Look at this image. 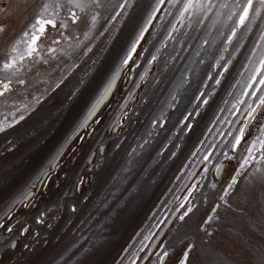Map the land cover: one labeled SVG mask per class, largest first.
<instances>
[{"label":"rangeland","instance_id":"374dc122","mask_svg":"<svg viewBox=\"0 0 264 264\" xmlns=\"http://www.w3.org/2000/svg\"><path fill=\"white\" fill-rule=\"evenodd\" d=\"M184 2L173 7L167 0L161 8L158 0H100L97 7L86 0L81 11L67 0H0V81L12 83L0 97V223L34 191L57 151L68 147L140 30L148 29L139 58L114 90L113 103L98 114L108 119L105 129L93 135L61 188L29 215L33 236L23 229H0V264H159L153 250L160 242L180 258L187 245H194L193 264H264V221L258 212L264 150L254 149L253 159L241 168L255 138L232 149L249 105L258 104L244 93H251L246 85L253 63L264 55V7L253 0L249 21L222 51L240 14L228 19L236 0H211L210 10H193L181 22ZM46 3V18L69 19L74 11L78 28L70 29L53 53H35L25 62L24 34L31 33ZM173 25L178 31L172 32ZM205 39L209 43L197 56ZM13 60L6 70L4 64ZM141 83L120 132L105 137ZM190 112L195 118L186 128L183 118ZM225 161L240 172L224 197L231 208L220 199L230 181L215 178ZM84 174L91 181L80 194ZM193 180L200 187L183 201ZM188 207L192 212L179 219ZM237 208L248 215H238ZM208 216L213 220L205 223ZM249 216L256 221L252 227Z\"/></svg>","mask_w":264,"mask_h":264},{"label":"bare ground","instance_id":"6f19581e","mask_svg":"<svg viewBox=\"0 0 264 264\" xmlns=\"http://www.w3.org/2000/svg\"><path fill=\"white\" fill-rule=\"evenodd\" d=\"M166 2H167V0H165V3ZM165 3L162 6L161 5H159V6H161V8H162L165 5ZM47 17H49V16H47ZM50 18L54 19V21L58 27L57 28H51L50 26H47V31L38 41L39 47L41 49H43L42 51L38 52L40 54L45 50H47L46 53H49L50 49H54L56 46H61L65 42L64 38L69 37V35L67 33L70 31V29L78 28V21L76 23H72L71 19H63L61 17H57L56 15H55V17H50ZM56 33L60 34L61 36L57 37ZM61 33H63V35ZM146 34H145V36H146ZM145 36H144V38H145ZM48 38H51L52 41H50V42H52V43H49V44L45 43V41ZM54 41H58V43H54ZM143 42H144V39L140 41V44L137 47V53H139V50H140L141 46L143 45ZM57 49H59V48L57 47ZM34 54L35 53H33V55ZM33 55L31 57H28V56L24 57V61L29 62L30 59L33 57ZM135 58H136V55L134 54L133 59L135 60ZM13 59H15V58H13ZM12 63L14 65L15 61L13 60ZM130 65L132 68L134 64H132L130 62ZM130 72L131 71H129L128 67H124L122 70L116 71V73H115L116 78L111 79L109 81V82H111V88L109 89L108 94L106 96H104L101 103L96 106V109L93 111V114L88 117L87 126L85 128H79V131L76 132L75 136L72 138L71 143L68 145V147H66V149H64V151H62L63 155L56 157V163L58 166L55 168H52L50 166V168L47 170L49 172V176L47 178L42 176L40 178V180L38 181L37 186L34 189V191L27 193V195H25L20 201H18V203L12 209V212L9 214V216L0 223V229L5 228L6 231H8V228H11V227L16 228L18 230L23 229V231H24V229H27L28 236H31V237L33 236V233H34L33 226H31V225L29 226V224H30V216L29 215L31 213H33L32 211H34L36 209V207H38L39 203L41 202L40 201L41 199H47V198L51 197L52 193L55 190L61 188L62 183L64 181L63 179L65 178V176L67 177V175H69V172L71 171V169L73 170V166H75L76 163L78 162L79 157H81L83 151L85 150V148L89 144V141L92 139L93 135L95 133H100L105 129V127L108 123V119L106 117H103V114H100L99 116H98V114L100 113V110L102 109L103 105H105L108 101H109V103H113L114 90L121 83V81L123 79H126V77L128 76V74ZM150 73H151V71H149V73H148V75H146L145 79L150 75ZM129 78H131V77H129ZM11 84L12 83H10V89L12 90ZM108 84H107V86H108ZM142 84L143 83H141L140 88H138L134 92V94L132 95V98L130 99V102L127 104V106L122 109L121 116L117 119V121H115L114 125L110 129L105 131V133H104L105 137H112L117 132H120L125 116H127L129 110L131 109L132 105L134 104V102L137 100V98L139 96ZM249 111H247L245 113L243 119L240 122V125L245 128V137L241 141L240 145L237 146L238 148L243 146L247 141H249V140L252 141V138H255V140H256L258 134H261L260 128L264 127V109L258 108L257 113L254 114L256 118L254 120H252L251 122H249L247 120V116H248ZM97 120H99V123H97ZM78 136H82L84 139L80 140V139H78ZM102 149H103V147H102ZM218 168H219V171H217ZM236 171L237 170H235L232 167V165L230 164L229 161H225L219 167L217 166L215 178H217V179L225 178L226 181L231 182L232 177L235 175ZM64 174H66V175H64ZM200 175L202 177L203 172H201L199 174V176ZM41 181H43V183ZM90 181H91L90 177H88L84 174V176L82 177L81 185H79V187L77 186V192H78V188H79V193L82 194L83 191L85 190V188L88 186ZM188 183H190V184H188V187L186 189H184V192L181 196V199H183V201H185L186 198L192 194V191L195 188L200 187L198 180H193L192 182H188ZM25 212H26V215H25L26 217H23ZM163 231H161V233ZM13 236H15V234L11 235V237H13ZM158 237L154 240L153 244L156 243ZM23 239H25V238L23 236H21L20 240L22 242H24ZM163 246H164V243H162V242H160L159 244L156 245V247L153 250V259L156 260L159 258L160 259L159 264H180L181 258L176 257L174 255V253L172 254L168 250H165ZM165 251H167L168 255L166 257H164L163 261H161V256L163 255V253Z\"/></svg>","mask_w":264,"mask_h":264},{"label":"snow or ice","instance_id":"6c2138e0","mask_svg":"<svg viewBox=\"0 0 264 264\" xmlns=\"http://www.w3.org/2000/svg\"><path fill=\"white\" fill-rule=\"evenodd\" d=\"M86 0H67V3L72 5L74 8H79L81 11L84 10V5H85ZM169 3L172 4L173 7L176 6L177 3H180V0H168ZM90 3L92 4H96L97 7L100 6V0H90ZM165 3V0H158V5H163ZM259 3L262 7H264V0H259ZM49 4H44L42 6V11L38 14L39 18L36 19L35 23L32 24L31 28L32 31L31 33L26 32L24 34V36L26 38H28L26 40L27 43V48H26V54L28 57H31L33 55V53H38L39 51H42L43 49H41L38 45V41L40 40V38L45 34V32L47 31V26H50L51 28H57V24L55 23L54 19L51 18H46V14L49 11ZM211 7H214V5H212L211 0H207V2H204V0H185V2L182 5V9L180 10V21L182 22L184 19V16L186 13H190L193 10L200 12V11H208L210 10ZM221 7L227 8L228 5H221ZM160 8L159 6L155 9V11H159ZM239 12V16L237 17V22L236 24L233 26V28L230 30V33L227 37H224V45L222 48V51H226L228 45H231L233 43L234 38H236L237 36V32L239 31L240 28L244 27L246 25V23L249 21L250 19V11H254V4H253V0H247L246 3L241 4V0H236V4L234 6V10L230 12V14L228 15V19L231 20L233 16L236 15V12ZM255 14L259 15V11L255 10ZM154 18V14L152 17L149 18L148 23H151V20ZM69 19H71L72 23H76L79 19V17L77 16L76 12H72L71 16L69 17ZM92 22L93 24L95 23V16H93L92 18ZM63 26V25H62ZM147 25H145V27H143L140 30L139 35L136 37V39L132 42V44L130 45V48L128 50V52L126 53V55L123 57L122 62H121V66L120 69L118 70H122L124 67H128L129 71L132 70L130 62L132 64H135V60L133 59L134 54L136 55V58H139V54L137 53V47L140 44V41L144 39V33L147 31ZM0 31H3V28L0 27ZM178 31V29L175 27V25H173L172 27V32H176ZM241 37H243V33H241ZM261 40H264V35H262ZM168 39H172L171 33H169V37ZM214 42V41H213ZM54 43H58V41H54ZM209 41L208 40H204L203 44L200 46V50L196 52V55L199 56L200 55V51H204L203 45L204 44H208ZM16 48L14 46L13 51H15ZM56 51L55 49H50V52H54ZM144 51H146V49H144ZM253 55H255V53H253ZM205 58H208V52L205 51ZM20 59H23V57H20ZM156 56L153 55L152 56V60H155ZM219 59H223V56L221 55V57ZM201 63H203V59H201L200 61ZM250 63H253L252 61H250ZM13 67V63H6L4 64V68L5 69H10ZM224 71L226 72L228 69L226 66H223ZM262 73H264V55H261L259 57V61L258 63H253V67H252V76L250 79V82L246 85V87L248 89H252L251 93L245 91L244 95H251L257 98L258 100V104L256 107H252L251 105H249L250 111L248 112V116H247V120L249 122H251L252 120H254L256 117L254 114L257 113V109H264V75H262ZM218 75L220 73H217ZM115 75H113L112 79H115ZM209 79H212V77L210 76ZM184 83H187V78H185V80L183 81ZM10 83L11 81H9L8 83H4L2 81H0V97L5 96L6 93L10 92ZM21 84H23V81H20ZM216 84H219L220 81L217 79L215 80ZM111 88V82H109L108 86L104 88L103 92L100 93L99 98L95 101V103L92 104L91 109L88 112V115L85 116L83 118V120H81V122L78 125V129L77 132L79 131V128H85L87 126V120L88 117L91 116L93 114V111L96 109V106L98 104L101 103V101L103 100L104 96H106L108 94L109 89ZM259 93V95H257ZM205 94L204 93H200V97H203ZM210 95V93H209ZM200 97H197V99H200ZM172 99H176L175 96L172 97ZM202 104H207L208 100L207 99H203ZM241 103H243V101H241ZM195 116L193 113H188L187 116H185L183 118L184 123H185V127L186 128H191V124H190V120L194 119ZM21 119H23V117H21ZM97 123H99V120H97ZM161 127H163V125H161ZM0 131H3V129H0ZM260 132H261V136H258L256 138V140H254L251 144V147L248 148V153L249 156L248 158L244 159L243 164L240 165L241 168H244L245 165L248 164L249 159H252V151L254 149H261L264 150V127L260 128ZM245 137V128L242 127L238 130V135L234 138V142L232 144V149L235 150L237 146L240 145L241 141L244 139ZM78 139L83 140L84 138L82 136H78ZM57 156H62L63 152L62 150H58L57 151ZM225 157L228 159H231L230 157H228L227 153H224ZM205 159H207V157H205ZM49 164L51 165L52 168L57 167V163H56V157L54 156L50 161ZM217 171H219V168L217 169ZM240 175V172L237 171L235 173V175L232 177L231 182L227 185V188L224 191V194L220 197V199L222 201H224L225 205H227L229 208H231V204L224 200V197L229 195V190L233 189V187L238 183L236 177ZM41 176L47 178L49 176V172L47 170H43L41 172ZM39 179V177H38ZM43 183V181H41ZM27 195V194H26ZM261 208L258 209V212L261 214V220L264 221V195L261 196ZM181 207L183 208L184 205L181 204ZM221 207V205H216L215 208L213 209V211L215 212L216 208ZM73 211H75V209H73ZM233 211L237 212L238 215H248V213L246 212L245 209L243 208H237V209H233ZM192 212V208L188 207L183 214L179 217V219L183 220L185 217H187L189 215V213ZM213 220L212 216H208L207 219L205 220V223H208L209 221ZM249 220H252V218L249 216ZM37 222H40L39 220ZM256 224V221L252 220V224L250 225V227H252L253 225ZM11 228H8V231H11ZM24 231H27V229H24ZM208 235H211V233L209 232ZM194 245H187L185 251L183 252V255L181 257L180 260V264H193V261L195 260V254H194ZM168 255L167 251H165L163 253V255L161 256V261H163L164 257H166Z\"/></svg>","mask_w":264,"mask_h":264}]
</instances>
